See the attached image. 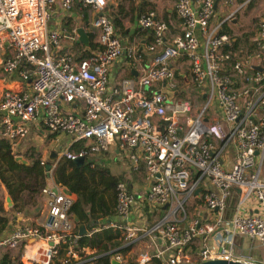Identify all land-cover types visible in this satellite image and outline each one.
Listing matches in <instances>:
<instances>
[{"label": "built area", "instance_id": "1", "mask_svg": "<svg viewBox=\"0 0 264 264\" xmlns=\"http://www.w3.org/2000/svg\"><path fill=\"white\" fill-rule=\"evenodd\" d=\"M81 1L95 13L91 23L97 44L76 59L70 48L61 46L63 30L48 26L54 0H0V138L8 140L13 156L24 157L21 142L32 128L65 133L69 139L51 162L50 183L39 190L43 201L36 218L0 229V264L4 255L17 264H111L112 257L119 264H147L152 256L178 264L191 261L190 241L209 232L215 234L219 257L241 259L233 250L235 234L256 238L264 250V210L242 209L251 196L264 208V13L241 33L245 38L228 27L237 22L239 10L256 0H175L181 30L169 39L165 19L153 9L140 12L136 24L152 30L146 45L152 54L138 77L126 76L119 85L110 84L109 66L123 55L134 60L138 54L137 45L124 44L114 27L109 4L118 0ZM74 2L61 0V8L70 9ZM221 2L232 6L223 17L215 15ZM180 57L189 63L194 89L203 100L192 112L191 100L179 97L173 61ZM157 82L162 85L153 88ZM82 139L85 146L71 148ZM229 144L235 157L226 165L222 151ZM112 145L128 170L143 164L142 207L163 213L149 227L132 222L135 195L128 179L121 178L115 186L114 216L86 224V233L80 234L70 211L75 196L54 180L55 161L97 156ZM47 162L48 157H40L44 170ZM203 177L213 186L200 191L206 207L215 212L210 224L185 209ZM236 186L238 199L224 221ZM104 228L118 231V245L99 251L80 242L81 236ZM155 231L163 247L128 260L125 248ZM14 249H20L19 256L11 253ZM103 255L108 262L99 260ZM199 255L208 258L210 250L205 247ZM259 262L264 263V256Z\"/></svg>", "mask_w": 264, "mask_h": 264}, {"label": "crops", "instance_id": "2", "mask_svg": "<svg viewBox=\"0 0 264 264\" xmlns=\"http://www.w3.org/2000/svg\"><path fill=\"white\" fill-rule=\"evenodd\" d=\"M110 1L111 0H109V2ZM150 1H154V0H150ZM163 1L164 0H160V3H162ZM125 2L127 4H125L124 2L122 3L124 4L125 7H128L129 1H125ZM117 3L118 1H115L113 3L111 1L110 2L111 5L109 4V6L111 7L113 4L115 5ZM134 3L137 4V8L133 12H130L127 17L122 19V24H123L122 33L123 34H121L118 29H117V33L121 36L124 44L131 42L137 45L136 54L138 55L135 56L134 60L130 57H127L126 55H123L122 57L114 60L111 63V65L109 66V70H108V77H109L110 84H113V85H119L120 80L126 76H133L134 78L138 77L143 72V69L146 67L147 62L152 54V52H149L146 47V45L151 40L147 41L146 32H144L142 29H137L138 25L136 24V18L139 15L137 13V9L140 8L141 6L144 7V10H148L152 8H149L150 5L146 4V0H136L134 1ZM154 3L156 2L154 1ZM85 7H86L85 10L87 11V15H88L87 16L88 26L86 27L83 26V11H82L83 9L81 6H74L73 4V6L70 9L63 10L61 8V0H54L51 6V10H50V17L52 19V22L51 24H48V26L49 27H59L63 30V36L60 38L61 46L64 48H67V47L70 48L74 55L75 53L77 55L78 50H79L78 48L79 46L74 45V42L75 41L82 42L78 40L79 35L76 39L72 38L74 35V29L76 30L78 27H81L83 31L86 33V28L91 27V26H92L91 28L94 27L91 21L93 17L95 16V13L89 6H85ZM174 11L175 10H174V4H173V6H166L163 12L162 11L160 13L155 12L159 17H162L165 20L167 19L169 20V23H168L169 30L166 33V39H169L172 35L176 34L177 32L181 30L180 19L178 18L177 14L174 13ZM67 27L71 29L68 30L66 29ZM93 29L96 32L94 41H96V44H97V31L95 27ZM82 44L85 47L88 46V42L87 44L82 42ZM184 64L186 66H189V63L184 57H180L173 61L174 69H178L179 73L184 78L185 83L190 82L194 88V85L191 79L190 68L188 71L180 70ZM176 79H177V82L180 81V79L177 76H176ZM161 85H162L161 82H157V84L153 85V88H157ZM195 92L197 93L199 99H202L200 95L198 94L197 90H195ZM68 107H74V105L72 104L71 106H68ZM75 109H78V106L75 107ZM79 109H80V106H79ZM217 114H218L217 116H220V112H217ZM43 129L44 128H42L41 130L38 129L37 131L35 130V128H32L30 133L31 135L32 133L33 134L39 133V132L43 133ZM30 133L28 134L27 138H25L23 141L25 140L28 141V139H30L31 137ZM60 133L56 132V134L50 137L51 141H54V140L57 141L56 148H52L55 151H57L60 147L64 146V144L68 143V140H69L68 136L63 134L64 137H63V140L61 141ZM23 141L21 142V147L24 150L25 148L22 146ZM37 151L40 153L41 157H44L43 156L44 149L42 152H40L38 149ZM107 152L108 153L112 152L109 158H106L108 159L106 160V162L111 172L114 174H118V175L123 174L129 177L130 179L128 180L129 186L135 195V200L132 205L131 213H130V218L132 222H134L137 225L143 226V227H149L150 222L152 221L151 217H153L154 219H157L163 213V209L150 210V209H146L142 207L143 203H142L141 195L146 189V181L143 175L144 171L142 172L141 174L142 177H141L139 175V172L141 171L140 169L130 171L126 167V164L124 166V170L121 171L119 168L120 166L119 161H122L124 163L125 161L120 156V152L118 151V149L114 145H112V149ZM222 157L225 160L226 165H231L235 157V149L233 148L232 144L225 146V148L222 151ZM260 178L264 180V165L261 170ZM46 183H50V179H48ZM0 185H1L0 186V214L5 215L7 217V221L1 229L7 228V230H9L14 225L15 222H22L24 218H26L28 221H33L39 213V207H38V210H36V207L42 203L43 194H41V192L39 191L38 194L36 195L37 201H39V203L35 207H33L34 208L33 211H29V210L17 211L16 209L12 207L11 198L10 200L7 199V196H9V194L6 190L5 185L3 184L1 180H0ZM199 187L201 188L200 191L204 188H210V189L213 188L212 184L210 183L209 179H207V177L202 178L199 184ZM200 191L198 193H194L193 195L187 198L186 203H185L187 213L190 216L198 217L202 223H209V224L214 223L215 212L209 211V209L206 207L205 203L203 202L201 198ZM232 196H235L236 200L238 199L239 189L237 186L232 189L229 199ZM227 204H228V200H227ZM242 209L245 213H252V212H257V211L261 212L264 210V208L260 207V205H258L257 202L254 201L253 196L248 198L247 202L242 207ZM230 216L224 217L225 218L224 221L228 220ZM217 226L220 227L221 224H218ZM198 236L199 238H197L195 242V244L197 245V248L195 251H192V252L196 254H200L201 250L206 247L210 250V255H208V257H217L218 247L216 245L215 234L213 232H209V233H203ZM190 246H189V249H190ZM160 247H163V239L161 238L160 233L158 231H155L154 233L145 234L144 236L140 238V240L136 241L134 244L130 246H127L124 250V254L128 260H133L135 258V257L133 259L131 258L133 254H137L140 251H149L152 253L155 251L156 248H160ZM233 250L235 253H238L241 259H244V260H251V261L259 262L264 256V250L262 246L260 245L259 241L256 238H253L247 235H242V234L234 235ZM19 252H20V249H17V250L14 249L11 253L16 257V256H19ZM9 264H17V261L13 259L12 261H9Z\"/></svg>", "mask_w": 264, "mask_h": 264}, {"label": "trees", "instance_id": "3", "mask_svg": "<svg viewBox=\"0 0 264 264\" xmlns=\"http://www.w3.org/2000/svg\"><path fill=\"white\" fill-rule=\"evenodd\" d=\"M125 1H129L128 7H125L122 3L124 0H118L117 4H113L109 8L114 27L116 28V31L118 29L121 34H123L122 19L127 17L130 12H133L137 8V4L134 3L136 0ZM146 4L153 7V3L150 0H146ZM74 6L82 7L83 26H88V15L85 10L86 7L82 5V1L75 0ZM142 11H144L143 6L137 9L138 14ZM174 13L176 14L175 11ZM166 21L169 23L168 19ZM91 27L86 28L88 47H85L82 42H74V45L79 46L78 54L76 55L75 53L74 55L76 59L89 55L96 46V41H94L96 32L93 29L94 27ZM66 29L70 30L71 28L67 27ZM137 29H142L146 32L147 41L152 39L151 29L142 28L140 26H137ZM242 38H245V35H243ZM235 42L237 44V41ZM229 69L230 66L226 65V70L228 71ZM175 75L180 79L181 83L184 82V78L181 76L178 69H175ZM179 87L180 84L178 83L180 93ZM54 134H56V131L50 133L48 137H52ZM85 141L86 140L82 139L78 142H74L71 145V148L74 149L85 146ZM31 150L27 147L24 152L29 158V162L21 163L15 160L13 154H11L8 140L4 137L0 138V180L5 185L12 200V207L17 211L28 210V205L35 207L38 204L36 195L47 181V174L44 170V165L40 163V153L33 151V148ZM100 155H86L82 163H76L73 159L61 157L55 161L53 169L54 180L65 185L75 196L70 207L72 216L73 214H76L79 221L88 225L95 224L97 221L106 220L114 216L115 186L118 180L123 178L122 175L112 173L108 167L106 159ZM140 169L143 170L142 163L140 164ZM197 176L198 174L193 175L194 178ZM24 191H26L25 194ZM235 203L236 198L230 205L232 210ZM155 220L156 219H153L150 224ZM6 221L7 217L0 214V229L5 225ZM118 235V231L112 230L111 228H104L89 236H81L80 242L82 244L95 246L99 251H106L119 244V241L117 240ZM197 238H199V236L194 237L190 241V251L196 250L197 245L195 242ZM2 259L4 264H9L10 259L7 258V255H4ZM99 260L108 262V255H103ZM199 260L201 259H198L197 261ZM147 264H165V262H163L158 256H152Z\"/></svg>", "mask_w": 264, "mask_h": 264}, {"label": "rangeland", "instance_id": "4", "mask_svg": "<svg viewBox=\"0 0 264 264\" xmlns=\"http://www.w3.org/2000/svg\"><path fill=\"white\" fill-rule=\"evenodd\" d=\"M154 1L156 3H154ZM154 1H152L153 2V7L150 6L149 8H152L157 13H160L161 11L163 12V10H164V8L166 6H173V4H174V0H164L162 3H160V0H154ZM124 2H125V0H124ZM125 4H127V3L125 2ZM231 8H232L231 5H225V4H223L221 2L220 6H219V9L215 12V15H220V16L223 17L224 16V11L225 10H229ZM263 13H264V0H256V1H254L252 3V5L250 7H247V8H244L242 10H239L237 12V15H236L237 22L235 24L234 23H228V27H229V29H231L233 32H235L238 35L241 34L243 31L244 32H248L253 27V19H254V17L262 15ZM51 22H52V19H51V17H49L47 23L51 24ZM173 30H174V28H173ZM241 36H243V35L241 34ZM180 70H184V71L185 70H189V66H186L184 64L183 67ZM178 83L180 84L179 97L180 98H187V99L191 100V104H192L191 112H192L194 110L195 106L196 105H200L203 102V100L199 99L197 93L195 92V90H194V88H193V86L191 85L190 82L189 83H185V81H184V82L181 83L179 81ZM212 106L213 107L217 106V100L214 99L212 101ZM50 133H52V132H48L47 129H45V128L43 129V133L42 132L35 133V134L32 133V135L30 133V136H31L30 139H28V141H26V140L23 141L22 146L25 149H27V147H28L30 150L33 148V151H36V152H38L37 149L40 152H42L43 149H44V151H43L44 155L43 156L47 158L48 157V152H50L52 150V148H56V144H57L56 140L51 141L50 137H48ZM63 134L66 135L65 133H60V136H61L60 140L61 141L63 140V137H64ZM111 153L112 152L108 153L106 151L105 153L101 154L100 156H103L106 159V158H109ZM25 157L29 161V158L26 156V154H25ZM106 160H108V159H106ZM119 165H120L119 166L120 170L121 171L124 170L125 163L122 162V161H119ZM140 170L141 171L139 172V175L142 177L141 174H142L143 170L142 169H140ZM119 175H122L123 178H128V180H130L129 177H127V176H125L123 174H119ZM25 193H26V191H24V194ZM234 199H235V196H232L229 199V201H228L229 204L227 205L226 210L223 213L224 217H229V215L232 213L231 212L232 209H231L230 205L233 203ZM37 202L39 203V201H37ZM27 207H28L29 211H33V209H34L33 206H31V205H28ZM185 209H186V204H185ZM153 219L154 218L151 217V220H153ZM118 241H120V240H118ZM188 251H190V250L188 249ZM135 255L136 254H133V256L131 258L133 259L135 257ZM235 255L239 256L238 253H235ZM198 259H204V258H202V256L199 255V254L192 253V257H191V261L190 262H196Z\"/></svg>", "mask_w": 264, "mask_h": 264}, {"label": "water", "instance_id": "5", "mask_svg": "<svg viewBox=\"0 0 264 264\" xmlns=\"http://www.w3.org/2000/svg\"><path fill=\"white\" fill-rule=\"evenodd\" d=\"M216 1L217 0H215V3H216ZM77 31L79 33V39L78 40L87 44L88 36L83 31V29L81 27H78ZM86 47H88V46H86ZM163 91L166 92L169 96L172 95V91H170L166 88H163ZM56 155H57V152L53 149L49 152L48 162L45 165L46 174H49V171L51 169V162L56 159ZM14 158H15V160H17L21 163H28L29 162L27 158H25L23 155H20V154L14 156ZM83 160H84V156H78V157L73 159V161H75L76 163H82ZM200 189H201L200 187H197L195 189V193H198L200 191ZM7 199L10 200V196H7ZM165 206H166V204H164V207ZM36 210H38V206L36 207ZM73 218L77 222L78 232L80 234H85L87 231L86 223L79 221V218L76 214H73ZM111 264H119V261L112 257L111 258ZM134 264H137V263H134ZM178 264H264V263L249 261V260H244V259H239V258H223V257L218 256V257L204 258V259H201V260L196 261V262H181Z\"/></svg>", "mask_w": 264, "mask_h": 264}]
</instances>
